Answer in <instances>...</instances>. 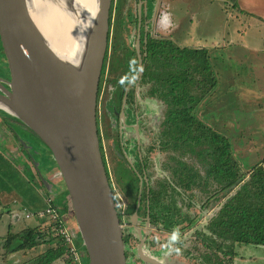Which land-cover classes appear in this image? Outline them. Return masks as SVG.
<instances>
[{
    "label": "flooded vegetation",
    "instance_id": "1",
    "mask_svg": "<svg viewBox=\"0 0 264 264\" xmlns=\"http://www.w3.org/2000/svg\"><path fill=\"white\" fill-rule=\"evenodd\" d=\"M190 3L110 0L96 127L125 264H264V253H242L264 243L239 240L220 217L255 164L219 128L212 95L233 73L220 75L215 49L193 43ZM8 80L0 44V93ZM0 124L19 145L16 127L37 138L2 110Z\"/></svg>",
    "mask_w": 264,
    "mask_h": 264
},
{
    "label": "water",
    "instance_id": "2",
    "mask_svg": "<svg viewBox=\"0 0 264 264\" xmlns=\"http://www.w3.org/2000/svg\"><path fill=\"white\" fill-rule=\"evenodd\" d=\"M50 1L58 7L56 0ZM73 3H62L74 15L71 34L76 40L75 53L66 56L55 50L33 19L31 0H0V44L9 73V89L0 93V110L22 122L50 151L68 193L87 264H125L121 225L96 127L110 0H91L93 8L84 13L73 10ZM29 151L44 189L55 198L52 182L39 172Z\"/></svg>",
    "mask_w": 264,
    "mask_h": 264
},
{
    "label": "rangeland",
    "instance_id": "3",
    "mask_svg": "<svg viewBox=\"0 0 264 264\" xmlns=\"http://www.w3.org/2000/svg\"><path fill=\"white\" fill-rule=\"evenodd\" d=\"M239 8L244 11H240ZM189 9L193 43L200 42L209 48V51L215 49L220 75L222 72L233 73L232 81L230 77L225 78L221 83L223 85L221 91L216 90L212 95L215 104L219 105L221 114L219 128L231 138L236 155L245 165L263 161L264 0H191ZM211 58L213 59L212 56ZM1 125L0 250L7 227L12 225L11 227L17 231L25 225L33 226L42 222L35 217L25 219L19 206L12 203L13 199L20 197V189L27 188L29 193L39 200V205H43L42 195L35 187L39 189L44 187L29 155L19 148L23 143H25L23 146L27 145L26 142L32 144L35 161L39 164V172L58 189L56 201L64 205V209L61 207L60 209L66 219L72 211L58 168L45 145L34 135L16 127L18 136L22 140L19 145L17 139L6 133L5 127ZM43 153L48 157L44 158ZM49 161L54 168L50 169L51 167L46 165ZM5 205H14V211L21 212L20 217L10 216L5 211ZM76 237L79 238L78 242L75 240L77 244L80 242L79 234ZM242 250L244 254L252 252L259 256L264 253V246L248 244L243 246ZM2 255L1 253V261ZM16 257L21 261L24 260L21 252H18ZM2 262L0 264L9 263V261Z\"/></svg>",
    "mask_w": 264,
    "mask_h": 264
},
{
    "label": "trees",
    "instance_id": "4",
    "mask_svg": "<svg viewBox=\"0 0 264 264\" xmlns=\"http://www.w3.org/2000/svg\"><path fill=\"white\" fill-rule=\"evenodd\" d=\"M224 149L228 150V145L225 144ZM19 195V202L30 209L34 210L43 206L39 205V200L30 194L27 188L20 189ZM59 206L64 209L63 204ZM62 215L64 216L63 213ZM71 215H73L72 211ZM220 217L222 223H230L239 240L264 243V160L251 167L249 180L242 185L236 196L223 207ZM41 224L44 227V231H41L38 228L39 226L23 227L18 231H13L9 226L2 245L4 257L12 253L30 250L57 237L52 231L51 224ZM80 244L82 245L81 238ZM64 252L65 247L62 243H57L54 247H50L44 255L45 264H50L54 259L62 257ZM84 264H87L86 257Z\"/></svg>",
    "mask_w": 264,
    "mask_h": 264
},
{
    "label": "bare ground",
    "instance_id": "5",
    "mask_svg": "<svg viewBox=\"0 0 264 264\" xmlns=\"http://www.w3.org/2000/svg\"><path fill=\"white\" fill-rule=\"evenodd\" d=\"M71 0H56L58 7L50 0H31L33 8L31 15L51 45L60 54L71 56L75 53L76 40L71 34L73 31L74 17L72 11L66 10ZM74 7L78 12H89L93 6L91 0H73ZM39 9V12H38ZM59 35V36H58ZM61 35V36H60ZM66 39V44L63 37Z\"/></svg>",
    "mask_w": 264,
    "mask_h": 264
},
{
    "label": "built area",
    "instance_id": "6",
    "mask_svg": "<svg viewBox=\"0 0 264 264\" xmlns=\"http://www.w3.org/2000/svg\"><path fill=\"white\" fill-rule=\"evenodd\" d=\"M42 195L43 206L38 209H30L28 206L19 203V209L25 219L35 217L42 220L45 224L52 225V231L59 238L65 247L64 257L70 264H83V247L75 243V236L68 228L60 206L56 203L52 194L46 192L45 189H40ZM17 202L16 200L13 201Z\"/></svg>",
    "mask_w": 264,
    "mask_h": 264
},
{
    "label": "crops",
    "instance_id": "7",
    "mask_svg": "<svg viewBox=\"0 0 264 264\" xmlns=\"http://www.w3.org/2000/svg\"><path fill=\"white\" fill-rule=\"evenodd\" d=\"M240 10H242V11H244L243 9H241V8H239ZM214 46H216V45H214ZM47 166H49V167H51L50 169H52V168H54V165L52 164V162L50 163V161L46 164ZM37 190H38V192H39V190L41 189H39L38 187H35ZM34 188V189H35ZM53 188H54V190L57 192L58 191V189H56L54 186H53ZM35 189V190H36ZM62 191V190H61ZM58 193V192H57ZM19 199L20 198H16V199H13L12 200V203L15 205H18L19 206V203H21V202H19ZM14 200H16L17 202H13ZM55 201H56V197H55ZM56 203H58L59 205H60V203L59 202H57L56 201ZM14 205L13 206H10V205H5V211L8 213V214H10V216L11 215H13V216H18V217H20L19 215H20V211L19 212H15L14 211V209H13V207H14ZM62 206V205H61ZM36 209H38V208H36ZM17 210H18V208H17ZM1 214V213H0ZM65 217V216H64ZM15 218V217H14ZM65 219H66V217H65ZM66 222H67V226H68V228L73 232V234H74V236H75V240H77V242L79 241V238L78 237H76V235L78 234L77 233V229H76V227H75V223H74V220H73V215H69L68 217H67V219H66ZM41 223H43V221L42 222H40V223H38V224H36V225H33V226H27V225H25L24 227H38L41 231H44V227L42 226V224ZM12 226V225H11ZM10 226V229H12L13 231H15L12 227ZM8 228L9 227H7V231H8ZM23 228V227H22ZM22 228H20V229H22ZM20 229H18V230H20ZM17 230V231H18ZM7 231H6V233H7ZM6 233H5V235H6ZM5 235L3 236V238L5 237ZM4 240V239H3ZM3 242V241H2ZM57 243H61L60 242V240H59V238H55L54 240H51L50 242H48V243H42V244H40V245H38V246H36V247H34V248H32V249H30V250H25L24 252H21L22 253V255H23V258H24V260H19V258L18 257H16V254L18 253V252H16V253H12V254H9L7 257H4V255H2V261H4L5 263H7L8 261H9V263H7V264H22V263H30V264H45V260H44V255L47 253V250L50 248V247H54ZM78 245H80V242L79 243H77ZM3 254L4 253V249H3V246H2V248H1V250H0V254ZM11 259V260H10ZM1 260H0V262H2ZM84 261H85V255H83V264H84ZM3 263V262H2ZM50 264H70L66 259H65V257H64V254L62 255V257H59V258H56V259H54Z\"/></svg>",
    "mask_w": 264,
    "mask_h": 264
}]
</instances>
